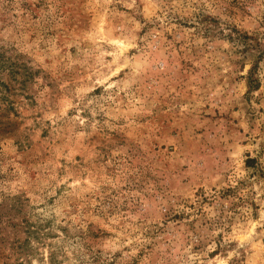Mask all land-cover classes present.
<instances>
[{"label": "rangeland", "instance_id": "obj_1", "mask_svg": "<svg viewBox=\"0 0 264 264\" xmlns=\"http://www.w3.org/2000/svg\"><path fill=\"white\" fill-rule=\"evenodd\" d=\"M0 264H264V0H0Z\"/></svg>", "mask_w": 264, "mask_h": 264}]
</instances>
